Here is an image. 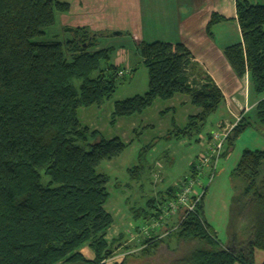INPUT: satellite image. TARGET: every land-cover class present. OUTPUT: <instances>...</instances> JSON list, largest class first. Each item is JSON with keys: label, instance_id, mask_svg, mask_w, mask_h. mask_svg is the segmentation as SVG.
<instances>
[{"label": "trees", "instance_id": "16d2710c", "mask_svg": "<svg viewBox=\"0 0 264 264\" xmlns=\"http://www.w3.org/2000/svg\"><path fill=\"white\" fill-rule=\"evenodd\" d=\"M68 10L67 3L56 0H0V264H105L113 255L105 240L113 222L104 209L109 180L97 169L126 145L82 127L77 109L100 106L126 74L119 75L123 69L112 62L114 48L97 46V34L85 27L74 28L70 39H41L54 14ZM235 19L240 41L225 47L222 55L234 76L247 77L251 91L261 96L254 115L264 127V1L235 0ZM222 20L212 14L206 30ZM136 51L147 70V90L114 102L113 118L141 113L156 99L171 100L178 94L198 113L176 127L175 137L199 135L224 101L220 89L182 43L142 41ZM247 120L242 117L231 129L220 156L229 153ZM89 138L98 139L89 143ZM198 163L157 202H148L152 212H136L145 226L196 175ZM230 181L235 193L229 208V246L217 239L204 218L203 191L192 212L179 207L171 225L165 224L170 218L161 224L169 227L165 236L176 238L181 252L157 256L164 240L149 235L137 262L253 264V251H264V150H243ZM82 247L91 250L93 259L80 253Z\"/></svg>", "mask_w": 264, "mask_h": 264}, {"label": "rangeland", "instance_id": "374dc122", "mask_svg": "<svg viewBox=\"0 0 264 264\" xmlns=\"http://www.w3.org/2000/svg\"><path fill=\"white\" fill-rule=\"evenodd\" d=\"M56 1L68 3L70 0ZM263 1L250 0V3H263ZM73 14L55 13L53 24L44 29L41 39L45 41L70 39L72 33L66 32V29L71 28L67 25L72 24L73 20L78 22L83 19H95L71 18L74 17ZM113 32L119 31L97 32V35H100L96 37L99 43L97 46L114 48L113 64L116 62L117 51H122V54L119 52L118 58L126 59L123 66L129 64L134 70L131 74H129L130 69L121 71L126 74H124L125 78L117 83L112 96L104 100L100 106L93 105L77 109V119L82 127H87L90 132L96 131L104 139L117 137L126 145L118 157L103 161L97 169L109 180L106 186L108 198L104 205L105 211L113 221L109 232L118 230L125 238H129L130 235L136 233L137 228L143 229L145 225L142 216H136V212H152L153 209L147 206L150 200L154 199L157 202L159 196L163 195L167 188L177 185L184 177L189 176L190 164L199 162V155L206 157L213 155L218 141L210 137L214 135L219 137L226 135L227 137L231 129L244 116L248 119L249 125L234 141L227 157L220 159L224 151L223 143V147L218 152V158L212 159L210 164L201 166L193 177L196 183L195 190L199 194L206 189L203 211L207 222L217 239L229 246V208L231 198L235 193L230 181V172L244 149L264 150V127L256 120L254 110H252L253 106L242 113V116L238 114L232 119L224 105L221 104L217 111L209 116L199 135L180 138L175 137L176 127L182 128L189 116L198 113V109L191 106L189 102H183L186 101L182 99L185 97L183 95H175L171 100L166 101L156 99L141 113L113 118L114 102L142 95L147 90V70L140 63L133 39L131 40L127 34L112 37L110 35ZM104 36H110V40L106 41ZM260 98L261 96L250 92V103ZM95 139L89 138V143ZM161 226L160 224L159 227ZM162 227L159 231L153 229L150 234V237L164 240L157 249L156 255L161 254L160 257H162L167 251L173 254L180 253L183 247L175 241L176 238L165 236L169 227L166 230L164 226ZM183 246L189 248L188 244ZM127 247L129 250L138 249L134 243H129ZM140 249L141 247L132 252L135 259L142 257ZM132 260L129 259V263ZM145 263L150 264L151 260L146 259ZM137 264L142 263L137 262ZM253 264H264V251H253Z\"/></svg>", "mask_w": 264, "mask_h": 264}, {"label": "crops", "instance_id": "0c3cea01", "mask_svg": "<svg viewBox=\"0 0 264 264\" xmlns=\"http://www.w3.org/2000/svg\"><path fill=\"white\" fill-rule=\"evenodd\" d=\"M67 4L69 5L67 13H74V17L71 18H95L78 22L73 20L72 24L67 25L72 29L86 27L95 34L119 31L118 36L127 34L131 40L133 39L135 48L142 41L184 44L190 51L193 61L220 89L224 98L221 104L231 118L238 114L242 116V113L252 106L254 110L257 101L250 103L252 91L247 77L238 80L222 55L225 47L240 41V32L235 19V0H70ZM212 14L223 17V20L206 30ZM110 36H104L106 41L110 40ZM119 52L115 54L114 65L121 69L132 70L128 63L123 66L126 59L118 58ZM182 99H186L183 102H188L186 96ZM220 157L225 159L227 155ZM205 192L206 189L204 196ZM203 214L207 222L204 211ZM173 220L174 216L165 224ZM207 224L209 225L208 222ZM161 228H151L150 225L143 229L137 228L136 233L129 238H125L118 230L112 233L108 230L105 240L114 250L105 264H133L140 261L141 257L135 259V256L126 258L125 256L138 250L139 247L142 249V241L152 233L150 231L153 229L159 231ZM129 243H134L138 249L129 250L127 247ZM80 253L88 260L93 259L94 255L88 247H82ZM129 259L133 260L129 263Z\"/></svg>", "mask_w": 264, "mask_h": 264}, {"label": "built area", "instance_id": "2783aa9c", "mask_svg": "<svg viewBox=\"0 0 264 264\" xmlns=\"http://www.w3.org/2000/svg\"><path fill=\"white\" fill-rule=\"evenodd\" d=\"M121 74H123V72H119V75ZM225 136L226 135H222L221 137H219L218 135H214V137H212L213 140L218 141L215 145V149L213 150V155H211L210 157L200 156L199 163L196 167L197 170H199L201 166L208 164L211 157H214L215 159L218 158V152L223 147V143L226 138ZM195 185L196 183L194 178H188L185 182H183L178 192L176 193L175 198L167 202L161 208L159 218L152 223L151 228H158L160 224H162L161 222L173 216L177 212L179 207H184L187 213L192 212L194 206L199 202L202 195L195 190ZM190 198H193L194 200L190 201Z\"/></svg>", "mask_w": 264, "mask_h": 264}, {"label": "water", "instance_id": "95a60500", "mask_svg": "<svg viewBox=\"0 0 264 264\" xmlns=\"http://www.w3.org/2000/svg\"><path fill=\"white\" fill-rule=\"evenodd\" d=\"M66 32L72 33L73 29H71V28L70 29H66ZM112 35L113 36H118V35H120V33L119 32H113Z\"/></svg>", "mask_w": 264, "mask_h": 264}]
</instances>
